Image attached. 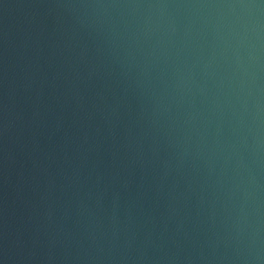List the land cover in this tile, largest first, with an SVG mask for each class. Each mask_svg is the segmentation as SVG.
<instances>
[{
	"label": "water",
	"instance_id": "obj_1",
	"mask_svg": "<svg viewBox=\"0 0 264 264\" xmlns=\"http://www.w3.org/2000/svg\"><path fill=\"white\" fill-rule=\"evenodd\" d=\"M248 2L0 0V258L264 264Z\"/></svg>",
	"mask_w": 264,
	"mask_h": 264
},
{
	"label": "clouds",
	"instance_id": "obj_2",
	"mask_svg": "<svg viewBox=\"0 0 264 264\" xmlns=\"http://www.w3.org/2000/svg\"><path fill=\"white\" fill-rule=\"evenodd\" d=\"M134 7H146V8H164L169 7L167 4H146V5H133ZM216 7H227L231 9H242L247 10L249 14V23L254 25L253 31L256 32L257 36H259V30L261 27H264V25L261 24L259 16L255 15L253 16V10H259L261 8H264V0H260V3H234V4H227V5H215ZM247 27V25H245ZM0 264H7L6 258H0Z\"/></svg>",
	"mask_w": 264,
	"mask_h": 264
}]
</instances>
